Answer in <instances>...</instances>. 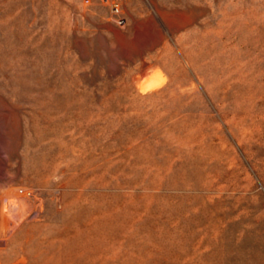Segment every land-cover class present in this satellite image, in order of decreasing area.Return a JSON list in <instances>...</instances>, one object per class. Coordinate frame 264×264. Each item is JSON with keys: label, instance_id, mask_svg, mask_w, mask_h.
<instances>
[{"label": "rangeland", "instance_id": "374dc122", "mask_svg": "<svg viewBox=\"0 0 264 264\" xmlns=\"http://www.w3.org/2000/svg\"><path fill=\"white\" fill-rule=\"evenodd\" d=\"M0 264H264V0H0Z\"/></svg>", "mask_w": 264, "mask_h": 264}, {"label": "built area", "instance_id": "2783aa9c", "mask_svg": "<svg viewBox=\"0 0 264 264\" xmlns=\"http://www.w3.org/2000/svg\"><path fill=\"white\" fill-rule=\"evenodd\" d=\"M116 6L113 8V10L116 12V13H120V7L118 6V4H115Z\"/></svg>", "mask_w": 264, "mask_h": 264}]
</instances>
